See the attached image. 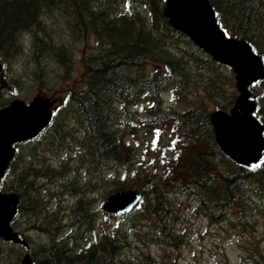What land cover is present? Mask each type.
Segmentation results:
<instances>
[{"label":"trees","instance_id":"obj_1","mask_svg":"<svg viewBox=\"0 0 264 264\" xmlns=\"http://www.w3.org/2000/svg\"><path fill=\"white\" fill-rule=\"evenodd\" d=\"M209 2L222 29L264 60V0ZM163 8V0H0V106L10 90L23 100L55 92L67 82L60 71L72 67L75 39L88 44L81 85L36 139L18 146L0 185L18 197L15 228L25 221L32 230H18L41 237L33 264H151V245L182 240L176 220L183 199L211 222L256 230L264 221V154L259 167L236 164L216 144L208 118L212 106L233 103V74L174 30ZM251 91L264 126V80ZM139 132H152L155 142L162 137L152 168L134 165ZM73 150L70 162L54 163ZM128 188L141 193L129 214L96 208V195L102 201ZM248 239V264H264L258 237ZM123 247L143 260L124 258ZM22 253L4 246L0 264H17Z\"/></svg>","mask_w":264,"mask_h":264},{"label":"water","instance_id":"obj_2","mask_svg":"<svg viewBox=\"0 0 264 264\" xmlns=\"http://www.w3.org/2000/svg\"><path fill=\"white\" fill-rule=\"evenodd\" d=\"M163 15L176 30L183 32L215 61L230 66L236 74L239 91L229 113L214 111L209 115L215 141L220 149L238 164H256L264 152L263 127L252 116L255 105L248 100L246 89L253 81L264 79L261 58L253 54L243 40L228 37L220 28L214 8L208 0H165ZM52 102L34 96L30 101L13 100L0 108V183L15 154L14 145L35 139L52 119ZM140 199L132 190L111 194L103 208L123 214L134 208ZM18 198L14 193L0 191V237L6 241H21L10 226L15 217ZM28 262V256L22 264Z\"/></svg>","mask_w":264,"mask_h":264},{"label":"rangeland","instance_id":"obj_3","mask_svg":"<svg viewBox=\"0 0 264 264\" xmlns=\"http://www.w3.org/2000/svg\"><path fill=\"white\" fill-rule=\"evenodd\" d=\"M68 38V41L73 43L72 38ZM75 40L77 47H75L76 50L72 57V67L68 70V74L66 73L65 68H62L60 71V74H66L67 82L65 83L63 81L60 85L56 83L55 92L47 95L57 103L64 101L67 92L72 88L78 87L82 83L81 74L83 67L81 52L88 44L84 36H80L79 40L77 38ZM89 40L92 41L90 38ZM1 75L2 72L0 73V76ZM10 93L12 98H18L17 94L12 93V90H10ZM40 93L42 94V92ZM165 98L168 102H170L167 93L165 94ZM140 136L141 133L138 134V137ZM135 147L138 154L137 163H140V166L147 165L150 157L155 153V144L149 140L143 139L138 140L135 143ZM76 153L77 152L73 150L70 156L64 154L65 157L63 158L57 155L53 158V161L56 164L57 161L60 160H67L70 162L71 158ZM52 157V155H49V159ZM78 164L79 162L77 159L70 163L71 166H76ZM48 186L51 189L55 186L57 187L56 184H49ZM57 189L58 187L56 190ZM95 197L97 198V208L99 205H102L103 200L101 201V197L99 195H96ZM62 200H69V197H65ZM72 202L73 201H68L67 204L69 205ZM182 205L179 219L176 220L177 230L183 232L182 242L179 243L177 247L165 246L164 244L151 245V264H248L244 254L249 248L248 238L251 237H258L259 245L262 249H264L263 220L259 222L260 225L255 226L256 230L251 228H249V230H244L232 226L225 220L220 222H211L207 218L195 216L191 211V201L189 199H185ZM25 218L27 217L23 216L20 220ZM24 222L25 221L19 223L18 229L23 232L32 230L31 228L24 230V228L27 227L24 226V224L27 225ZM106 225L108 226L109 224L106 223ZM27 239H30L31 251L34 250L35 252L36 248L40 245L39 243H41V237L36 234H32L31 236H28ZM139 247L142 248V246ZM141 260H143V257Z\"/></svg>","mask_w":264,"mask_h":264},{"label":"bare ground","instance_id":"obj_4","mask_svg":"<svg viewBox=\"0 0 264 264\" xmlns=\"http://www.w3.org/2000/svg\"><path fill=\"white\" fill-rule=\"evenodd\" d=\"M68 47V46H67ZM52 93H54V91L52 92ZM52 99L50 98L49 99V101H51ZM40 166V165H39ZM21 170V169H20ZM80 176V175H79ZM18 178V177H17ZM72 180V179H71ZM33 183V182H32ZM40 186V185H39ZM103 205H104V201H103V203H102V205L100 206L99 205V207L105 212L106 210L103 208ZM35 210V209H34ZM16 213H17V206H16ZM16 213H15V215H16ZM26 213V212H25ZM32 216V215H31ZM50 223V222H49ZM84 247H89V246H84ZM32 253H30V257H31V259L33 260L34 258H33V254H34V250H32L31 251Z\"/></svg>","mask_w":264,"mask_h":264},{"label":"flooded vegetation","instance_id":"obj_5","mask_svg":"<svg viewBox=\"0 0 264 264\" xmlns=\"http://www.w3.org/2000/svg\"><path fill=\"white\" fill-rule=\"evenodd\" d=\"M83 248H85V247H83ZM87 248V247H86ZM86 248H85V250H86ZM77 250L79 251L80 249L79 248H77ZM79 263V262H78ZM8 264H11V262H9Z\"/></svg>","mask_w":264,"mask_h":264},{"label":"snow or ice","instance_id":"obj_6","mask_svg":"<svg viewBox=\"0 0 264 264\" xmlns=\"http://www.w3.org/2000/svg\"><path fill=\"white\" fill-rule=\"evenodd\" d=\"M256 167H259V165H256Z\"/></svg>","mask_w":264,"mask_h":264}]
</instances>
